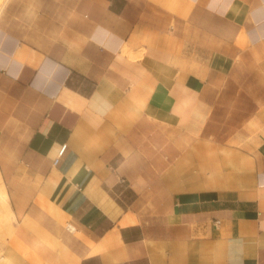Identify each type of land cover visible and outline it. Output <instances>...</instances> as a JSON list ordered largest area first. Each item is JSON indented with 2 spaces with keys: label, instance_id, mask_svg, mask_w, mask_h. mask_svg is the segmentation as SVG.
<instances>
[{
  "label": "crops",
  "instance_id": "obj_1",
  "mask_svg": "<svg viewBox=\"0 0 264 264\" xmlns=\"http://www.w3.org/2000/svg\"><path fill=\"white\" fill-rule=\"evenodd\" d=\"M0 176V264H264V0H8Z\"/></svg>",
  "mask_w": 264,
  "mask_h": 264
},
{
  "label": "bare ground",
  "instance_id": "obj_2",
  "mask_svg": "<svg viewBox=\"0 0 264 264\" xmlns=\"http://www.w3.org/2000/svg\"><path fill=\"white\" fill-rule=\"evenodd\" d=\"M7 1L8 0H0V13H1L2 9L4 8L5 4L7 3ZM0 207H1V210H3V212H4V216L7 218L10 217L11 211H10V205L8 202V194H7V191L3 185L1 176H0ZM1 220L2 219L0 217V230H1ZM5 220H7V219H5ZM8 221L9 222L11 221L10 218ZM6 223H7V221H6ZM11 230H12V227H10V225H9V226H7V228L5 230H2L1 233L9 235Z\"/></svg>",
  "mask_w": 264,
  "mask_h": 264
},
{
  "label": "rangeland",
  "instance_id": "obj_3",
  "mask_svg": "<svg viewBox=\"0 0 264 264\" xmlns=\"http://www.w3.org/2000/svg\"><path fill=\"white\" fill-rule=\"evenodd\" d=\"M10 211H11L10 217L7 218V217L4 216V212H3V210H1V207H0V217L2 219L1 220V230H0V249H1L2 245L5 243L6 239L9 237V235H7V234H2L1 231L5 230L7 228V226H9V225H10V227H13V224H14V221H15V218L13 217V213H12L11 207H10ZM9 218L11 220L10 222L8 221ZM5 219H7V220H5ZM6 221H7V223H6Z\"/></svg>",
  "mask_w": 264,
  "mask_h": 264
},
{
  "label": "built area",
  "instance_id": "obj_4",
  "mask_svg": "<svg viewBox=\"0 0 264 264\" xmlns=\"http://www.w3.org/2000/svg\"><path fill=\"white\" fill-rule=\"evenodd\" d=\"M64 149H65V146L62 147L61 153L64 151ZM217 223H218V221H217Z\"/></svg>",
  "mask_w": 264,
  "mask_h": 264
}]
</instances>
